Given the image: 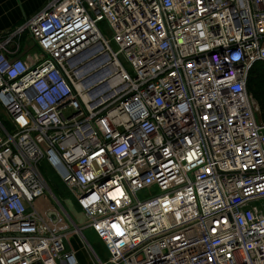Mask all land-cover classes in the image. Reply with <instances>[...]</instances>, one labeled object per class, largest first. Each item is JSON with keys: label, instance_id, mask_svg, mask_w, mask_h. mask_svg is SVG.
Returning <instances> with one entry per match:
<instances>
[{"label": "built area", "instance_id": "2783aa9c", "mask_svg": "<svg viewBox=\"0 0 264 264\" xmlns=\"http://www.w3.org/2000/svg\"><path fill=\"white\" fill-rule=\"evenodd\" d=\"M260 62L264 0H47L0 37V264H264Z\"/></svg>", "mask_w": 264, "mask_h": 264}, {"label": "rangeland", "instance_id": "374dc122", "mask_svg": "<svg viewBox=\"0 0 264 264\" xmlns=\"http://www.w3.org/2000/svg\"><path fill=\"white\" fill-rule=\"evenodd\" d=\"M23 41L24 44L22 46L20 54L18 55V58L25 59L27 55H32L33 58L36 59L37 55L39 54V50L37 49L35 43L32 42V40L29 38ZM113 48L115 50L117 49L115 44H113ZM121 60L124 61L122 57ZM86 81L87 84L89 85L90 84L89 79H87ZM43 172L49 182V186L50 189L52 190V193H49L48 191L46 199L43 201H39L38 205L40 211L43 213L44 209L46 208L57 209L59 210L61 216L64 218V221H66L70 225V229L74 228L73 222L77 226L80 227L84 226L88 221L84 211L80 208V206L77 203L75 193L71 189H69L66 185L63 184V182L57 176L55 171H53L48 165H46V170ZM53 195L62 203L63 208L70 216V218L73 220V222H71L69 217L68 216L66 217L63 211L60 210ZM83 233L86 241L94 247L96 252H98L99 254L105 252L103 244L92 231L84 230ZM78 238H79V242L75 244V248L79 250V259L80 257L83 258V260H80V264H93V261L91 259L92 256L91 250L87 249V245L85 241L80 236H78Z\"/></svg>", "mask_w": 264, "mask_h": 264}, {"label": "crops", "instance_id": "0c3cea01", "mask_svg": "<svg viewBox=\"0 0 264 264\" xmlns=\"http://www.w3.org/2000/svg\"><path fill=\"white\" fill-rule=\"evenodd\" d=\"M46 3H47V0H0V37L6 36L9 32L13 31L16 27L22 25L27 18L39 13L44 8ZM28 38L30 39L28 35H25L21 38V41H20L21 46H23L24 44L23 40L28 39ZM30 56L32 55H27L25 59L29 58ZM50 209L51 208H46L44 209V211L50 210ZM78 242H79L78 236H74L71 240V246L76 251V257L80 264V260H83V258L80 257L79 259V250L75 248V244H77ZM90 246L94 249L92 245ZM99 255L103 259L106 258L105 252L100 253Z\"/></svg>", "mask_w": 264, "mask_h": 264}, {"label": "trees", "instance_id": "16d2710c", "mask_svg": "<svg viewBox=\"0 0 264 264\" xmlns=\"http://www.w3.org/2000/svg\"><path fill=\"white\" fill-rule=\"evenodd\" d=\"M248 88L254 97L259 101L264 121V63L260 62L254 65L249 79Z\"/></svg>", "mask_w": 264, "mask_h": 264}, {"label": "water", "instance_id": "95a60500", "mask_svg": "<svg viewBox=\"0 0 264 264\" xmlns=\"http://www.w3.org/2000/svg\"><path fill=\"white\" fill-rule=\"evenodd\" d=\"M52 216H55V213H52Z\"/></svg>", "mask_w": 264, "mask_h": 264}]
</instances>
